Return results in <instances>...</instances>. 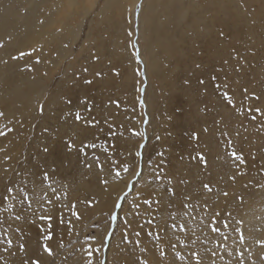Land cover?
I'll use <instances>...</instances> for the list:
<instances>
[{
	"label": "rangeland",
	"instance_id": "rangeland-1",
	"mask_svg": "<svg viewBox=\"0 0 264 264\" xmlns=\"http://www.w3.org/2000/svg\"><path fill=\"white\" fill-rule=\"evenodd\" d=\"M133 2L0 0V201L19 197L21 187L32 200L30 208L10 200L12 213L9 201L0 202V231L7 229L14 242L5 252L0 236V264H21L19 243L42 264H102L114 206L140 162L106 264H182L176 251H197L204 264H264V0H147L140 45L149 121L142 160L144 67L133 47ZM232 151L246 163L237 167ZM198 153L206 167L192 159ZM42 189L54 207L40 199ZM23 209L24 219L14 221ZM214 212L232 214L230 227L222 228L226 250L219 234L204 227ZM45 214L54 216L52 257L42 251L48 229L39 217ZM238 226L243 242L233 231Z\"/></svg>",
	"mask_w": 264,
	"mask_h": 264
},
{
	"label": "snow or ice",
	"instance_id": "snow-or-ice-1",
	"mask_svg": "<svg viewBox=\"0 0 264 264\" xmlns=\"http://www.w3.org/2000/svg\"><path fill=\"white\" fill-rule=\"evenodd\" d=\"M142 4H143V0H141V4L138 7H142ZM138 16H139V12H137V17ZM131 34L132 33L129 32V35H131ZM2 46L3 45L0 44V47H2ZM133 47L136 48L135 58H136L137 62L138 63H142L143 61L141 60L138 46L137 45H133ZM24 55H26V53H24V52L20 53L21 57H23ZM37 62H39V61H37ZM85 71H87V69H85ZM141 75H142V73H141ZM212 79H215V77H213ZM91 82L92 81H90V80L86 81V83H89V84ZM201 83H203V81H201ZM218 87H219V85H217V88ZM223 96H224V98H226L228 104L232 105L231 97L228 96L227 93H224ZM67 102L71 103L70 100L67 101ZM40 111H41V113H43V111H44L43 105H40ZM256 111L259 112L260 109H256ZM262 115H264V113H262ZM3 116H4V113L0 112V117H3ZM75 119L77 121H80V120L83 119V117L81 116V114L79 112H76ZM253 119H255V117H253ZM204 131H207V129H204ZM137 134L141 135V136L144 135L143 133H137ZM0 135H4V133L0 132ZM191 138L193 140H198L199 139V133L193 132L191 134ZM92 146L94 147V145H92ZM44 151L47 152L48 149L44 148ZM137 155H141V153L137 152ZM230 155L234 159V161L238 162L237 167H239V165H242V164L246 163L244 158H243V156L237 154L235 151H232L230 153ZM192 159L199 161L205 167L207 166V160H206V157L203 155V153H198L196 156L192 157ZM124 171H126V172L129 171V168L127 166H125L124 167ZM117 175H119V173H117ZM44 179L45 180L49 179L47 173H44ZM230 179L235 181L236 176H231ZM41 183H43V181H41ZM169 183H171V181H169ZM49 187H50V185H49ZM262 187H264V185H262ZM202 188L204 190H206L208 193H212L213 192V188H212L210 183H203L202 184ZM5 191H6V193L11 194L12 191H13V188L12 187H6ZM41 191L44 192L45 195L41 196L40 199L41 200H45L48 205H51V206L54 207L55 206L54 201L51 200V199H48L47 196H46V189H42ZM53 191H55V190L53 189ZM19 193H20L19 197H17V196H9V195H5L3 197V201H9V203L7 204V209H6L7 212L12 213L13 209L15 207L10 202V200H18V203L20 205H25L26 204L27 207H29V208L31 207L32 200L28 198V196H29L28 192L24 188L21 187L19 189ZM170 194L172 196H175L176 195L175 190H172ZM223 195L225 197H227L229 195V193L228 192H224ZM191 199L192 198L190 196L186 197V200H188V201H190ZM242 200H243V198L241 197V201ZM3 201H0V202H3ZM144 203L148 204L150 206L152 204V201L151 200H145ZM72 207L75 208V205H73ZM114 207L115 208H120L121 204L117 203ZM136 207H138V205H136ZM204 207L207 208V204H205ZM185 208L187 209V212L185 213V215L188 216V217H191L192 211H193V206L191 204H187L186 203L185 204ZM24 210H26V209H23L21 212H16L12 216V219L14 221H20V220L24 219V216H23V211ZM74 215L76 216L77 219H80V214L78 212L74 213ZM39 219L42 220V221H46L47 222V229H48L47 232L43 234V239H44L45 243L42 245V251L44 253H46L47 256L52 257V256H54V252H53L52 247H50V245L47 242L51 241L53 239V233L51 231V228H52V221L54 219V216L51 215V214H45V215H41L39 217ZM58 219H59L60 223H64V220H63L62 217H60ZM112 219H116V215H113ZM171 219L174 221L175 220V216L174 215L171 216ZM204 219H205V217H201V223H203ZM232 219L233 218H232V214L231 213H228L227 216H223V215H221L220 212H214L212 215H207V223L204 224V227L208 228L211 233L219 234V236L221 238L220 244L225 248V250H226L227 246L223 244V241H226L228 239V236L225 235V233L222 231V228L223 229L229 228L230 227V221ZM4 223H5V221L0 220V225H3ZM33 223H35V221H33ZM68 224L71 225V221H68ZM236 224L237 225H242L243 221H236ZM171 227L173 229H176L177 227H179V229L181 231H185V232L188 231V229L186 228V226L184 224L178 225L177 223H172ZM15 231L16 232H22V229L17 228ZM41 231H43V230H41ZM233 231L238 232L240 234L239 235V239H240L241 242H243L244 234H243L242 228L238 226L236 228H233ZM136 235L139 236V233H137ZM148 235L151 236L152 233L149 232ZM193 235H195L194 232H193ZM0 236H5L6 237L5 241H3L4 243L7 244V247L4 248V251L5 252H9L10 249L13 247L14 242H13V239L10 236L7 235V229L0 231ZM156 239L157 240L160 239L159 235L156 236ZM177 242L178 243H183L182 241H179V238H177ZM137 243H139V241H137ZM193 243H195V242L193 241ZM171 246H172L173 249H175V247H176L175 244H172ZM185 247H187V245ZM17 250L19 252L25 254V259H23L21 261V264H42V261H41V259L39 257H37L36 259H33L32 257L27 256V248H26V245L24 243H19V246H18ZM13 254H15V253H13ZM217 254H218L217 251H212L211 252L212 257H216ZM88 255L91 256L92 252L89 251ZM161 255H165V253L161 252ZM243 255H244L243 252H241L240 253L241 262H242ZM175 257L180 262H182V264H204L203 258L201 257L200 253L197 252V251H190L187 256L183 255L180 251H176L175 252ZM0 259H2V258H0ZM5 264H6V262H5ZM143 264H148V261L147 260L143 261ZM211 264H216L214 259L212 260Z\"/></svg>",
	"mask_w": 264,
	"mask_h": 264
},
{
	"label": "bare ground",
	"instance_id": "bare-ground-1",
	"mask_svg": "<svg viewBox=\"0 0 264 264\" xmlns=\"http://www.w3.org/2000/svg\"><path fill=\"white\" fill-rule=\"evenodd\" d=\"M146 3H147V0H143V4H142V7H138L140 4H141V0H134L133 4H132V7H131V14H132V19H133V33H134V36H133V45H137L138 46V49H139V52H140V57H141V60L143 61L142 63H140L141 65V68L144 67V74L143 75V82H142V86H141V90H140V104L143 102L142 107L144 109V113H145V116L146 118H148V105H147V101H149V99L146 101V87L144 86L145 83L148 82L147 80V75H146V64H145V60L142 56V49H141V45H140V41H141V38H142V23H143V18H144V11H145V7H146ZM137 12H139V16L137 17ZM135 51H136V48H135ZM135 59V58H134ZM140 67V66H139ZM151 81V80H150ZM150 86V85H149ZM142 89H144V93L142 94ZM148 91V89H147ZM148 93V92H147ZM144 119V123L142 124V130H143V136H142V140L140 142V145L139 146V150L138 152H141V147L143 146V150H142V157L144 155V149H145V141L147 140V125L144 127V124H145V118ZM149 121V119H148ZM145 128V129H144ZM145 130V131H144ZM138 158L140 159L141 156L138 155ZM141 161V160H140ZM139 162V161H138ZM141 163V162H140ZM139 167H140V164L138 165V169L137 171L135 172V174L132 176V178L129 180V183H128V186L127 188L121 193V196L117 199L116 201V204L119 203V201L125 197V194L127 192V190L129 189V186L132 185V189L135 187L134 186V180L135 178L137 177L138 173H139ZM143 171V170H142ZM141 171V172H142ZM134 186V187H133ZM115 204V205H116ZM116 208L114 207V212H113V215H115L117 212H116ZM119 214V211L117 213V216ZM111 227H112V222H111V225H110V228L108 227V232L105 236V244H104V248L106 246V239H107V236L109 235L110 231H111ZM111 240H112V237L110 239V242H109V245L111 243ZM109 247V246H108ZM110 249V248H109ZM111 250V249H110ZM103 254H104V250H103ZM104 257V256H103ZM107 257H108V249L106 250V253H105V259L107 260ZM103 260V258H102ZM102 260H101V263H102ZM103 264V263H102ZM106 264V263H105Z\"/></svg>",
	"mask_w": 264,
	"mask_h": 264
},
{
	"label": "water",
	"instance_id": "water-1",
	"mask_svg": "<svg viewBox=\"0 0 264 264\" xmlns=\"http://www.w3.org/2000/svg\"><path fill=\"white\" fill-rule=\"evenodd\" d=\"M144 93V89H142V94ZM141 104H143V102L141 103ZM148 124V118H146L145 119V124H144V127L146 126ZM145 144H146V141H145ZM142 150H143V146L141 147V160H142ZM141 171H142V162H141V167H140V170H139V173H138V175H137V177L135 178V180H134V182H136L137 180H138V178H139V176L141 175ZM132 191V185H130L129 186V189L127 190V192H126V194H125V196L126 195H128L130 192ZM123 201H124V197L119 201V204H121V207H122V204H123ZM121 207L120 208H116V212L118 213V211L121 209ZM117 213L115 214L116 215V219H112V227H111V231H110V233H109V235L107 236V239H106V246H105V249H104V258H103V264H105V261H106V259H105V253H106V250L108 249V246H109V242H110V239H111V237H112V233H113V231H114V229H115V224H116V222H117Z\"/></svg>",
	"mask_w": 264,
	"mask_h": 264
}]
</instances>
